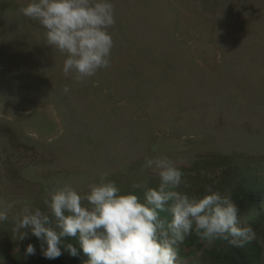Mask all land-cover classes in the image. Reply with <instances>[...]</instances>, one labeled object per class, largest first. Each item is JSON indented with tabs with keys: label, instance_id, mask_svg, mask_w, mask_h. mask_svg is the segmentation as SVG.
<instances>
[{
	"label": "rangeland",
	"instance_id": "1",
	"mask_svg": "<svg viewBox=\"0 0 264 264\" xmlns=\"http://www.w3.org/2000/svg\"><path fill=\"white\" fill-rule=\"evenodd\" d=\"M27 2L0 0V264L48 263L42 242L30 232L19 241L14 226L24 207L47 212L54 188L84 194L111 181L143 202L160 183L145 162L167 157L182 173L171 190L227 196L224 169L207 161L264 165V0H111L110 67L79 81L18 11ZM244 217L264 264V236ZM216 241L191 231L174 245L176 264H206Z\"/></svg>",
	"mask_w": 264,
	"mask_h": 264
},
{
	"label": "clouds",
	"instance_id": "2",
	"mask_svg": "<svg viewBox=\"0 0 264 264\" xmlns=\"http://www.w3.org/2000/svg\"><path fill=\"white\" fill-rule=\"evenodd\" d=\"M18 11L38 22L47 45L64 56L65 75L73 73L79 81L110 67L113 39L108 30L116 23L111 0H28ZM145 166L157 170L160 183L144 191L143 202L133 193L121 194L111 181L90 185L84 194L65 184L50 191L47 212L24 207L14 232L19 241L29 232L41 241L47 260L62 255L63 237H74L88 257L86 264H176L174 245L193 230L202 240L231 236L235 244L252 238L251 227L238 226V208L230 196L213 192L196 199L171 190L180 185L182 173L167 157L149 159ZM169 201L171 220L165 230L159 212ZM7 219L0 210V223ZM64 249L77 255L70 243ZM24 252L35 255L36 247L29 243Z\"/></svg>",
	"mask_w": 264,
	"mask_h": 264
},
{
	"label": "trees",
	"instance_id": "3",
	"mask_svg": "<svg viewBox=\"0 0 264 264\" xmlns=\"http://www.w3.org/2000/svg\"><path fill=\"white\" fill-rule=\"evenodd\" d=\"M226 160V159H224ZM228 160V159H227ZM237 160V159H230ZM221 161V160H220ZM207 161L213 166L224 169L225 179L220 181L219 188L228 190L227 196L238 208V215L245 216L247 222L252 223L257 232L264 236V176L257 177L259 171L264 175L263 164H253L254 162L237 160L226 164L224 161ZM231 162V161H230ZM205 162H195V167L203 166ZM190 197V191H177ZM165 225V230L167 224ZM234 238H217L216 245H221L205 249L202 251V261L206 264H261L262 246L252 236L251 239L242 243H232ZM72 244L77 249V255L71 256L64 249V245ZM62 255L55 260H48L47 264H86L88 257L80 249L79 243L74 237H63L61 244Z\"/></svg>",
	"mask_w": 264,
	"mask_h": 264
}]
</instances>
